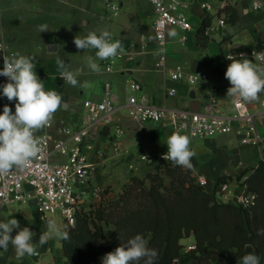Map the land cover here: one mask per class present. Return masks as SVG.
<instances>
[{
	"label": "crops",
	"instance_id": "crops-1",
	"mask_svg": "<svg viewBox=\"0 0 264 264\" xmlns=\"http://www.w3.org/2000/svg\"><path fill=\"white\" fill-rule=\"evenodd\" d=\"M50 1L0 0V45L4 44V50L0 48V70H2L4 56L11 57L15 53H20L15 48L18 39L16 36L12 37L6 28L8 19L5 20L4 15L9 10H14L12 20L10 13L7 16L11 22L33 19L47 27H52L54 24L55 30L46 32L45 50L49 53L59 51L60 41L56 38V34L60 28L68 31L70 28L75 29L81 25L92 27L91 30H95L97 35L108 31L113 36V42L117 40L121 42V48L118 49V56L111 72L105 71L100 60H97V63L101 70L98 73L92 72L87 66L86 58L90 55L88 50L80 51L74 58L75 61L71 65L73 71H80L77 79L80 83L87 81V88L66 92L65 82L59 78L60 71H57L56 67L51 78L46 77V74L42 76L45 90H54L62 96V107L54 114L57 127L68 119L71 121L67 124L68 127H81L87 121L84 101L86 99L100 100L105 83H111V90L116 95L117 104V110L114 113L115 123L122 125L125 130L120 145L122 148L130 149V154H115L110 141L112 128L106 127L100 130L95 139V150L90 153V158L96 165L91 180L93 184L109 186L113 184L114 178L135 175L136 173H131L128 166L130 161L141 165L143 171L146 164L138 160V154L167 150V138L173 132H178L166 120L157 124L140 125L130 118L127 111V85L130 79H135L142 85V93L147 95L150 103L166 109L189 107L202 110L209 100L210 87L216 85L219 105L231 110L233 98L226 96L227 89L231 85L224 75L231 61L226 59V54L237 52L240 49L239 46H257L264 50V12L247 11L242 5L237 4L228 5L216 14L215 9L219 8L220 2L209 0L213 10L206 12L203 16L201 8L203 0H185L188 2L185 12L193 29L183 31L174 27L168 28L164 46L167 70H158L155 63L160 55L158 52L160 45L153 30L155 12L149 0H118L120 8L117 12L108 10L105 0H55V4ZM219 15L226 16L227 25L212 36L201 38L198 35L200 27L207 25L211 20L216 21ZM171 32H175L176 35L170 36ZM179 32H182V35L177 37ZM183 36L187 37L186 40H182ZM20 54L29 56L30 53L24 49ZM236 58L240 59V57ZM56 64L57 59L53 62V65ZM178 65L188 72L206 71L211 75V79L196 85H190L186 81H172L169 70L175 69ZM96 77H99V80ZM7 82L5 77L0 76V114L3 112L4 105L11 107L10 101L2 95V85ZM172 86L177 88V92L169 95L166 89ZM258 104L259 99L251 102L254 108L258 107ZM180 133L193 138L187 133ZM234 142L236 140L233 135L191 141L190 148L196 152V156L192 158L194 166L191 169L192 175L196 178L203 175L207 179V185L204 187L208 191H214L221 175L235 178L236 174L240 175L246 166L254 163L252 161L245 163L243 160L244 157H248L247 151L252 147L240 145L238 148ZM98 150L104 151L102 156L98 155ZM260 153L262 152H259V157ZM123 165H126L127 169H124ZM114 184L117 185L116 182ZM34 207V203L3 205L0 207V222L17 219L21 228L29 227L36 233L34 242L38 243L39 235L46 231V221L41 223L32 219ZM59 218L62 222L59 226L65 230V220L61 216ZM17 231L18 229H14L11 235L14 237ZM7 263L71 264L65 255L62 239L59 238L50 239L38 249L37 255L31 257L26 255L21 259H17L11 245L8 246L7 251L0 249V264Z\"/></svg>",
	"mask_w": 264,
	"mask_h": 264
},
{
	"label": "built area",
	"instance_id": "built-area-1",
	"mask_svg": "<svg viewBox=\"0 0 264 264\" xmlns=\"http://www.w3.org/2000/svg\"><path fill=\"white\" fill-rule=\"evenodd\" d=\"M149 1L154 8L153 30L160 45L158 50L160 55L155 65L158 70L166 71L164 46L168 28L174 27L183 31L193 29L185 12L188 2L185 0ZM219 2V8L215 9L216 14L228 5L237 4L242 5L247 11L264 12V0H219ZM105 3L108 10L112 12H117L120 8L118 0H105ZM201 8L204 16L206 12L213 10V5L209 0H203ZM226 25V16L219 15L216 21L211 20L205 25L204 34L212 36ZM111 38L113 42V36ZM186 38L183 36L182 40ZM0 48L4 50L3 43ZM239 48L235 53H227L226 57L233 55L236 58L240 53H245L255 63L262 62L261 58L254 60L252 53L264 54V50L257 46H239ZM161 49L163 52H160ZM117 56L100 60L105 71H113ZM3 66L4 61L2 69ZM169 75L172 81H186L190 85L211 79V75L206 71L188 72L181 65L169 70ZM127 86L131 92L127 100V111L130 118L140 125L157 124L167 120L175 131L187 133L193 138L233 135L240 145L261 150L260 159L255 165L260 161L264 162L262 148L264 136L260 132V127H264V94L260 95L256 108L251 103L241 104L238 107L232 101V109L227 110L219 105L217 86L214 85L209 89V100L202 110L189 107L166 109L150 103L147 95L142 93V85L137 80L130 79ZM166 92L174 95L177 88L168 87ZM10 103V108L14 113L16 101L13 100ZM84 109L87 121L79 128L57 127L54 115L49 126L35 132V136L40 138L42 151L26 168L22 170L13 168L7 176L0 177V207L33 202L42 219H47L49 215L59 214L65 220L66 225L70 226L76 223L78 215L86 211L91 204L103 201L104 189L91 181L96 165L90 158V153L95 150L94 143L99 131L111 127L110 141L115 154H130V149L122 148L120 145L125 130L122 125L115 123L114 113L117 110V104L116 95L111 90V83H105L100 100L86 99ZM166 152L167 150L157 153L141 152L137 158L140 162L153 167L159 164H173L162 158V154ZM97 153L102 156L104 151L98 150ZM142 156H146L148 160ZM128 166L132 170L138 168V164L134 161H130ZM248 174L249 172L243 171L240 177L227 178L216 184L214 192L217 201L231 202L252 212L258 204V195L249 189ZM196 181L201 186L207 185V179L203 175L197 176ZM186 239H194V243L183 244L182 254L193 251L197 247L192 235L187 236ZM172 264H193V262L177 257Z\"/></svg>",
	"mask_w": 264,
	"mask_h": 264
},
{
	"label": "trees",
	"instance_id": "trees-1",
	"mask_svg": "<svg viewBox=\"0 0 264 264\" xmlns=\"http://www.w3.org/2000/svg\"><path fill=\"white\" fill-rule=\"evenodd\" d=\"M204 27L198 31L201 38L207 37ZM165 167L171 177L169 186L158 175L150 176V185L133 177L118 198L95 208L91 204L89 210L78 215L74 225H66L70 239L62 242L71 264H102L106 253L137 234L147 239V247L158 252L155 264H172L177 257L193 264H242L244 255L253 253L259 257L264 252V235H258L264 230V206L257 209L264 201V162L247 170L249 189L258 195L252 212L231 202L217 201L214 191L197 183L191 169L169 163ZM227 178L221 175L217 184ZM34 214L41 222L47 220L36 210ZM102 221L114 225L108 241L101 239ZM190 235L197 247L182 254L181 240ZM214 255L217 259L213 261ZM260 264H264V257Z\"/></svg>",
	"mask_w": 264,
	"mask_h": 264
},
{
	"label": "clouds",
	"instance_id": "clouds-1",
	"mask_svg": "<svg viewBox=\"0 0 264 264\" xmlns=\"http://www.w3.org/2000/svg\"><path fill=\"white\" fill-rule=\"evenodd\" d=\"M39 31L47 32V25H40ZM175 36V32L169 33ZM73 43L78 50H96L95 55H89L87 66L92 72H99L97 60H107L118 55L121 48L119 40L112 42L111 34L103 31L99 35L89 32L83 38L74 37ZM163 52V49L160 50ZM159 54V53H157ZM254 60L261 58V63H254L245 53H240V59L229 55L226 59L231 63L227 66L225 79L231 85L226 96L233 98L239 107L241 104L257 101L264 94V54L252 53ZM4 66L0 76L7 78L2 85V95L8 101L15 100V112L6 104L0 114V177L7 176L13 168L24 169L42 151L40 138L35 132L50 125L54 114L62 107V96L54 90H45L44 82L38 77L33 58L15 53L13 56H4ZM60 69L59 78L65 83L79 87H88V82L80 83L77 77L80 71H71L61 59L57 60ZM190 137L180 132H173L167 138V152L162 158L171 161L174 165L185 169H192V158L196 152L190 148ZM147 159L146 156H142ZM46 231L39 235L38 243L34 242L36 233L29 227H20L15 218L0 222V249L7 251L8 246L14 248L17 259L26 255L31 257L38 254V249L50 239L59 238L69 240L66 230H62L54 219H47ZM18 229L13 237L11 233ZM258 235H264L260 230ZM158 252L147 247V241L140 234L130 238L126 244L120 245L114 251L102 257V264H155ZM242 264H260V258L248 253L241 258Z\"/></svg>",
	"mask_w": 264,
	"mask_h": 264
},
{
	"label": "rangeland",
	"instance_id": "rangeland-1",
	"mask_svg": "<svg viewBox=\"0 0 264 264\" xmlns=\"http://www.w3.org/2000/svg\"><path fill=\"white\" fill-rule=\"evenodd\" d=\"M50 2H52V4H55V0H51ZM8 13H10V15H11L10 19L12 20V14L14 13V10L13 11L9 10ZM8 13L6 15H4L5 20L8 19V21L6 22L7 23L6 28H7L8 33H10L12 37L16 36V38L18 39L17 44H15V48L17 49V52L22 53V51H24V49H26V52L28 51V53H30L29 57H32L33 62L36 64L35 71H36L38 77L40 78V80H42L43 74H46L45 75L46 77L48 76L49 78H51L52 77L51 74L54 71V67L57 68V71H60L57 64L53 65V62L56 59L57 60L58 59L63 60L66 64V66L69 67V70L73 71L74 69L71 66L72 62L75 61L74 58H76L78 56L79 52L82 51V50H78L76 48L75 44L73 43L74 37L78 36L80 38H83L89 32L95 31V30H93V31L91 30L92 27H85L83 25L78 26L75 29L70 28L68 31H66L65 28H60L56 34V38L60 41L59 51H57L55 53H49V51L45 50V38H46L47 33L46 32L41 33L39 31V26L42 24H40L39 22H36L33 19H31L30 21H26V20L20 21L19 20L18 22H11L9 20V17H7ZM52 30H55L54 24L52 25V27H47V32L52 31ZM180 34L182 35V32H179V35H177V37H180L181 36ZM88 51L90 52V55H92V56L95 55L94 49L88 50ZM96 79L99 80V77H96ZM78 88L79 87H73L67 83H65V86H64V90L66 92H72V91L77 90ZM129 93H131L130 90H128V96L130 95ZM88 98H89V96H88ZM84 115H85V113H84ZM64 122H65L64 124H61L62 126H67V124H70L71 121L68 119V120H65ZM55 124H56V120H55ZM168 124H169V122H168ZM61 125H59V126H61ZM260 132L264 136V127H260ZM215 137H218V136H215ZM190 139H191V141H200L201 140V138H199V137L194 138V140H193V138H190ZM234 145L238 148L240 147L239 141L237 139H236V142H234ZM262 148L264 151V143L262 144ZM260 151L261 150L260 149L257 150V148L256 149L252 148L251 150L247 151L248 157H246V158L244 157L243 160L245 161V163H247L249 161H252L254 163H251L248 166H246L243 171L249 172L250 171L249 169L253 165H255V162L259 161V159H260L259 152ZM147 153H149V152H147ZM260 155H261V153H260ZM60 158H64V157L60 156ZM165 165H167V163ZM165 165L157 168V167H153L150 164H146L145 169H143V171L141 169V165H138L137 169H135V170L131 169V171H132L131 173L134 172L137 175L135 174V175H132L129 177L119 176V178H114V180L116 179L115 182L117 185L114 184L115 183L114 180L112 182L113 184H111L109 186L100 185L104 189L103 201L96 202V204L92 205L91 207L94 206V208H95L99 204H102V203H105L107 205V203H109V201L118 198V195L122 193L125 186L127 184L132 183L133 177L139 178V179L145 181L148 185H150V183H151V177L150 176L151 175H153V176L158 175V177H161L162 180L164 181V183L169 186L171 184V177L168 176ZM172 165H174V164H172ZM122 167L124 169H127L126 165L125 166L123 165ZM183 169H185V168H183ZM247 170H249V171H247ZM237 176H238V174H236V177ZM124 180L125 181L127 180V182H125ZM112 192H113V194H110ZM32 204H33V202H32ZM263 206H264V201L261 200L260 205L257 209L259 210ZM91 207H89L88 210ZM31 217L34 221H39L37 219V217L35 216V214L34 215L32 214ZM59 217H60L59 214L47 216L48 219L53 218L57 222V224L60 225L62 222H61V219ZM39 222H41V221H39ZM41 223H43V222H41ZM100 223H101V225L104 226V235L101 239L104 241H108L109 236L114 229V225L112 223H106L105 221H102ZM192 237L194 238L193 235H192ZM145 240L147 241V239H145ZM193 240H188L185 237L181 240V243H182V245L189 243V242L194 243ZM263 257H264V252H262V254L259 255L260 262L263 261ZM216 259H217L216 255L212 256L213 261ZM8 261H9V259H8ZM7 264H9V263H7Z\"/></svg>",
	"mask_w": 264,
	"mask_h": 264
}]
</instances>
